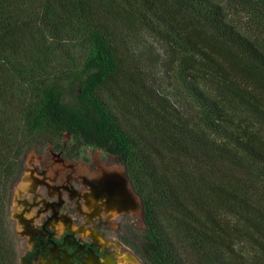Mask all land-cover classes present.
<instances>
[{"label":"trees","instance_id":"obj_1","mask_svg":"<svg viewBox=\"0 0 264 264\" xmlns=\"http://www.w3.org/2000/svg\"><path fill=\"white\" fill-rule=\"evenodd\" d=\"M65 134L123 162L148 264H264V0H0V264L23 155Z\"/></svg>","mask_w":264,"mask_h":264},{"label":"flooded vegetation","instance_id":"obj_2","mask_svg":"<svg viewBox=\"0 0 264 264\" xmlns=\"http://www.w3.org/2000/svg\"><path fill=\"white\" fill-rule=\"evenodd\" d=\"M97 149L65 134L25 151L7 216L17 264H148L136 248L141 199L123 162Z\"/></svg>","mask_w":264,"mask_h":264},{"label":"rangeland","instance_id":"obj_3","mask_svg":"<svg viewBox=\"0 0 264 264\" xmlns=\"http://www.w3.org/2000/svg\"><path fill=\"white\" fill-rule=\"evenodd\" d=\"M148 40L145 41V40H141L140 42V45L145 48L146 51H148L149 49L152 50V52L150 54H146V57L149 58L148 62H150L151 66L150 67H153V64H155L156 66V59H154V57L157 55V57L159 58L158 61H162L164 59V55L166 53V50L163 48L162 44L156 40L155 38H152V37H149L147 38ZM144 57V60L145 58ZM154 59V60H152ZM162 68H160L161 70ZM157 79H159L161 82H164V79L163 77H157ZM96 147H92V146H84V149L87 151V152H90V151H97L98 149ZM138 227L136 228L137 230H139V232L141 230H143L145 228V225H144V222H142L141 220H138Z\"/></svg>","mask_w":264,"mask_h":264}]
</instances>
